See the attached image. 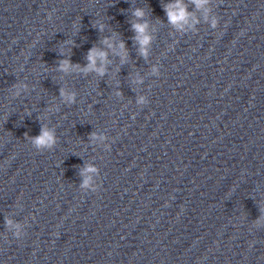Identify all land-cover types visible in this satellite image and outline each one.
I'll list each match as a JSON object with an SVG mask.
<instances>
[{
	"label": "clouds",
	"instance_id": "obj_1",
	"mask_svg": "<svg viewBox=\"0 0 264 264\" xmlns=\"http://www.w3.org/2000/svg\"><path fill=\"white\" fill-rule=\"evenodd\" d=\"M189 3L195 6L196 11H203L205 22L210 23L213 29L218 27L219 21L217 17L210 15L211 9L208 7L210 0H188ZM164 12L167 16L168 23L177 30H185L186 26L188 28H192L194 30L195 24L199 21L195 18L193 13L188 11V5L185 3V0H173V2L167 3L164 6ZM133 16L136 18L135 22H132V30L135 32L134 40L138 44L139 54L143 57H147L149 53V48L152 43V35L149 33V25L147 22L143 21V17L145 16V12L142 8H136L133 11ZM93 26H97L94 23ZM100 30L103 31L104 25H98ZM74 27L79 28V25H75ZM65 43H72L71 41H67ZM102 43L108 48L111 49L114 53L120 56L122 62L127 57V49L123 41L119 42L118 50L113 46V41L110 38H104ZM63 54V53H62ZM86 59L88 61L87 65L81 66L78 64H72L70 59L60 60L56 71L64 74L79 72L87 75L88 73L95 72L98 76H104L106 74V65L109 63L108 61V52L105 50H101L100 48L93 47L87 53ZM153 72H157L156 68H153ZM11 94L12 96L19 97L22 92L28 90V85L26 83H16L12 86ZM60 98L66 104H74L76 103V93L74 91H68L67 88L61 87L60 89ZM119 95V93H118ZM140 103H144V98H140ZM53 110V106L49 107V111ZM91 140L100 139L103 140V136H97V133L93 132L89 137ZM32 146L37 151L51 150L55 147L57 143V136L55 129L49 128L47 125L42 124L40 134L30 138ZM97 169L92 165H86L81 170V175L85 176L81 187L82 188H92V191L95 192L97 189L92 186V177L90 173H96ZM264 220V217H262ZM261 221H258L259 225ZM5 224L8 227L13 225V222L5 218ZM17 231L14 233V237L19 239L21 238V232L19 231L20 225H15Z\"/></svg>",
	"mask_w": 264,
	"mask_h": 264
}]
</instances>
